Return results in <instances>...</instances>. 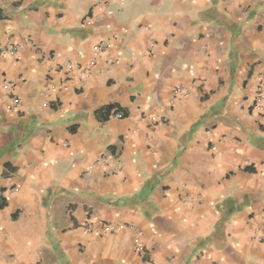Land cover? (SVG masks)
I'll return each instance as SVG.
<instances>
[{"label": "crops", "instance_id": "0c3cea01", "mask_svg": "<svg viewBox=\"0 0 264 264\" xmlns=\"http://www.w3.org/2000/svg\"><path fill=\"white\" fill-rule=\"evenodd\" d=\"M260 92L264 0H0V264H264Z\"/></svg>", "mask_w": 264, "mask_h": 264}, {"label": "built area", "instance_id": "2783aa9c", "mask_svg": "<svg viewBox=\"0 0 264 264\" xmlns=\"http://www.w3.org/2000/svg\"><path fill=\"white\" fill-rule=\"evenodd\" d=\"M17 49H18V46H13V47L11 48V50H10V53H11V54H15L16 51H17ZM94 50H95V53L98 54V52H100V51L102 50L101 45H100V46H95V47H94ZM181 91H182V88H181V87H178V88L175 89L174 92H175L176 94H178V93H180ZM254 109H255L256 111L260 112V113H264V94H263L262 92H260V93L258 94L257 98H256L255 105H254ZM113 116H114L115 118H118V119L124 117V115H123L122 112H115V113L113 114ZM152 120H154V118H153Z\"/></svg>", "mask_w": 264, "mask_h": 264}, {"label": "trees", "instance_id": "16d2710c", "mask_svg": "<svg viewBox=\"0 0 264 264\" xmlns=\"http://www.w3.org/2000/svg\"><path fill=\"white\" fill-rule=\"evenodd\" d=\"M111 107H112V106H109L107 110L109 111V110L111 109ZM0 205H1V206H4V205H5V202L1 203Z\"/></svg>", "mask_w": 264, "mask_h": 264}]
</instances>
